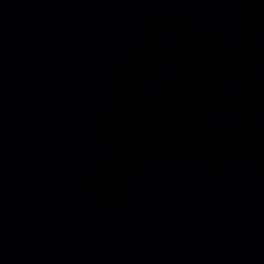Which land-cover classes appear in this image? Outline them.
<instances>
[{"label": "water", "instance_id": "obj_1", "mask_svg": "<svg viewBox=\"0 0 264 264\" xmlns=\"http://www.w3.org/2000/svg\"><path fill=\"white\" fill-rule=\"evenodd\" d=\"M0 264H264V0H0Z\"/></svg>", "mask_w": 264, "mask_h": 264}]
</instances>
